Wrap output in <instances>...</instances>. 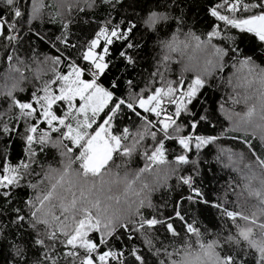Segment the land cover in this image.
Wrapping results in <instances>:
<instances>
[{"label": "snow or ice", "instance_id": "obj_1", "mask_svg": "<svg viewBox=\"0 0 264 264\" xmlns=\"http://www.w3.org/2000/svg\"><path fill=\"white\" fill-rule=\"evenodd\" d=\"M178 2L179 0H173L174 4ZM100 3L115 5L119 0H100ZM3 4L10 10V15L0 13V37L10 44L19 39L18 21L24 13L20 0H3ZM43 6L42 0H37V4L32 6V19L39 17ZM67 10H72L70 4ZM208 12L215 18V22L211 30L204 34V38L188 31L184 33L185 39L180 40L178 36L183 31L184 21L182 17H176L179 21L178 32L165 44L169 54L163 57V67H157L142 88L134 78L123 81L126 85L123 95L118 94L120 79L116 75L108 81L107 86L103 79L110 72H121L118 64L123 65L125 74L127 69L137 65L141 45L133 35L136 24L110 19L97 27L90 41L79 46L72 43L67 32L52 37L36 34V39L41 42L47 39L49 46L57 54L44 56L42 62L36 59L38 65H49L50 62L48 70L52 74L51 79L34 87L27 100H21L16 95L17 91H25L19 86V82L13 84L6 93L8 108L0 110V140L11 141L14 137H19L27 148V155L13 163L11 145L0 144V241L4 240L6 231H11V244L14 247L17 240H24L29 247L40 249V264H60L61 259L69 258L72 264H128L126 257L135 264H146L139 248L129 247L124 251L114 248L110 241L120 231H126L131 239L137 235L144 236L146 229L155 232L160 227L171 236H178L174 220L183 224L186 233L198 237L196 221L186 219L187 210L182 207L189 202L192 206L215 208L232 221L241 218L239 213L226 208L216 196L206 194L197 182L199 161L194 158L201 149L220 139L218 135H205L201 132L205 122L212 125V119L211 113L201 104L200 97L209 83L208 78L225 70L226 58L231 60L236 56L240 52V44L251 39L259 41L257 46L264 49V0H213ZM171 19L173 17L167 12L153 11L143 23L154 29ZM61 26L64 27L63 23ZM217 38L218 43H213ZM225 41L230 43L219 46ZM193 43L195 50L208 53L203 63L195 56L190 57L178 78L169 79L168 65L172 60L170 53L181 52L182 47L186 49ZM61 45L64 51L73 47L78 55L68 59L63 56ZM251 51L255 52L256 46ZM240 54L245 57L243 60L237 58L235 65H227L236 69L233 73L236 78L235 87H243L245 83L251 84L255 80H259L264 86V64L256 63L245 52ZM12 59V55H9L8 60ZM41 71L42 68L37 69L38 80ZM186 73H192V78L185 79ZM23 78L22 75L21 79ZM228 83H232V78H229ZM237 97L233 100L234 104L241 100L247 103L249 99L238 93ZM198 105L200 112L197 111ZM127 110L141 121L135 131L119 126V117ZM256 114V106L252 105L243 119L251 122ZM231 117L232 114H229L228 119ZM260 118L264 120V97L261 99ZM248 135L245 133V137ZM251 137L256 138V133L253 132ZM260 139L264 141V129H261ZM244 143L251 152L252 145L248 138L244 139ZM169 144L178 146L179 152H175ZM49 147L62 148L60 155L67 157V163L55 182L50 183L48 190L35 197V203L33 197L25 202L26 208L33 209L26 214L24 209L14 207L15 191L21 187L33 190L38 187L30 181L25 182V177L33 174L32 167L37 163L38 155ZM138 151L148 162L140 169L141 173L150 171L153 165L168 163L170 154L177 170L188 166L184 169L188 174L182 173L176 177L178 184L187 188L188 195L176 202L173 216L167 219L158 213L145 216L141 211L144 207V201L141 200L137 208V220L133 223H121L117 228L113 221L102 218L101 214L105 209L101 207V201L91 200L83 185L78 187L71 176L75 175L85 181L89 177L102 180L105 169L115 156L131 158ZM222 151H227L231 160V151ZM259 163L264 165V159H260ZM74 165L78 167L74 168ZM57 171L50 168L51 173ZM44 179L51 181L52 177L45 174ZM57 186L64 187L68 196L57 200ZM94 187L95 183L89 187L90 191ZM45 204L50 205L45 216H51L57 228L42 237L35 225L48 224L47 219L37 218V212ZM148 208H152L150 202ZM5 212L12 213L7 224L4 223ZM251 222L264 228V223H257L255 220ZM25 224L27 228L24 227ZM93 233L96 234L95 238ZM49 242H58L65 250L58 252L56 248L49 247ZM145 243H148L146 237ZM209 246L211 247V243ZM2 258L3 249L0 247V259ZM224 259L225 264H239L233 255H226ZM28 260L27 251L21 248L15 256H10L8 264H17L18 261L19 264H28Z\"/></svg>", "mask_w": 264, "mask_h": 264}, {"label": "trees", "instance_id": "obj_2", "mask_svg": "<svg viewBox=\"0 0 264 264\" xmlns=\"http://www.w3.org/2000/svg\"><path fill=\"white\" fill-rule=\"evenodd\" d=\"M35 2L37 0H20L21 10L24 15L18 21L20 25L18 29L19 39L9 44L3 37H0V110L8 108V96L6 93L12 87L9 85L8 88L3 82V74L7 71L11 75L13 71L11 65L13 64H16L20 68L22 64L18 63L19 59H25V62L29 63L28 65L31 68L28 71L27 80H24L19 85L25 91L22 93L16 92L17 97L21 100H27L33 88L41 86V82L35 83V80H38L36 78L38 68H42V73L47 72L44 81L52 78V74L48 70L50 62L49 65H43L42 63L38 65L36 59L38 58L42 62L44 56H55L57 53L49 46L47 39H44L43 42L36 39V34H43V37H52L58 36L62 32H67L68 38L72 43L79 46L86 41H90L97 27L104 25L110 19L112 21L117 19L130 21L136 24L137 28L133 35L135 40L139 41L141 45L138 51L137 65L127 69V74H125L123 65L118 64V67L122 71L119 73L115 71L110 72L103 79V83L107 86L108 81L112 79L113 75H116L120 79L118 94L123 95L126 88L123 81L134 78L138 86L142 88L155 69L163 67L161 63L163 58L161 59V57L162 55L164 57L168 52H165L162 47L165 41L170 40L178 32L177 25L179 21L175 19L176 17H182L184 21L182 32L192 31L197 35H201L202 38H204L205 33L211 30L215 22V18L211 17L208 12V8L213 0H179L175 4L173 0H119V3L115 5H102L100 0H65L60 2L63 11L56 0H42L44 6L41 9L39 17L32 19L31 8ZM69 4L72 6L71 11L67 10ZM153 11L167 12L173 19L164 22L163 25H157L153 29L143 23ZM0 13H3L5 16L10 15V10L3 4V0L0 1ZM62 23L64 25L63 28L61 26ZM69 29L70 32L68 31ZM238 31L235 30V32ZM218 40L219 38L215 42L218 43ZM13 42H17L19 46L13 44ZM228 43L230 41H225L224 44L219 46L223 47ZM258 44L259 41H252L251 39L240 44V52H237L236 56L231 60H227L226 58L225 70L217 72L214 76L208 78L209 83L202 90L203 95L200 97V100L201 104L211 113L212 125L209 126L205 122L201 128V132L205 135H218L220 139L215 144L201 149L198 156L194 158L199 161L197 167L200 171L197 182L205 193L216 196L219 201L224 203L226 208L239 213L241 218L232 221L227 219L223 214L218 213L215 208L203 205L192 206L190 202L184 203L182 207L187 210L185 214L186 219L192 218V220H195L196 226L199 228L198 237L186 233L183 224L178 220H174L173 223L179 233L178 236H171L163 227H160L155 232H149L146 229L144 236L137 235L131 239L128 238L126 231H120L117 237L110 241V244L114 248L124 251H127L129 247L139 248L145 258L146 264H180L181 261H185V257H189V253H201L206 245L217 241V244L220 245V252L223 258L226 255H233V258L238 260L239 264H257L254 252L249 250L242 237L238 236L236 227L241 223L258 227L256 223L251 222L252 220L257 221V223H264V218L256 219L257 216H261L260 208L262 207V203H251L253 199L250 197V194L247 197L246 195L243 197L251 189L264 187V165L259 163L260 159H264V141L260 139L261 129H264V120L260 118L261 104H254L252 98L247 103L241 100L238 104H234L233 100L234 98H238L237 93L243 97L247 96L248 93L255 92L260 93L264 97V93L261 92L264 86L261 83L257 85L245 83L243 87L232 89V83H228L229 78H232V67L227 65H235L237 58L243 60L245 57L241 56V52L252 56L256 63L264 64V49L258 47ZM254 46H256V51L252 52L251 49ZM17 49L19 51H16ZM61 52L68 59H73L78 55L73 47H69L67 51H64L63 45H61ZM183 53H189V50ZM9 55L13 57L11 61L8 60ZM180 57L181 55L178 59V65H175V62L168 66L170 69L168 72L169 79L175 80L180 75L182 62ZM23 71L25 70L21 69V72ZM192 76V73H186L185 79H190ZM252 105L256 106L257 114L251 122H247L243 118L248 108ZM197 111L200 112L199 105ZM229 114H232L231 119H228ZM12 115H15V110H13ZM118 123L120 127H129L135 131V127L141 121L130 110H127L119 117ZM253 132L256 133V138L251 137ZM245 133L249 135L245 137ZM245 138H248L249 143L252 145L251 152L244 143ZM0 144L11 145V160L13 163L23 159L27 155L25 143L19 137H14L11 141L7 139L0 140ZM168 146L175 152H179L178 146L174 144H169ZM222 150H230L232 158L243 157V167L240 169L241 172L239 174L230 168L227 169L222 162L220 164V152H223L226 158L229 156L227 151ZM55 156L56 154L51 147L45 148L44 152L38 155L37 163L32 167L33 174L25 177V182L30 181L33 184H37L38 187L35 190L28 187H21L16 190L14 207L24 209L26 214L33 210L26 208L25 202L30 197H33L35 203V197L48 190L50 183L47 179H45L47 186L43 188L37 181L40 178H44L45 174H47L45 173V168L49 166L51 160L55 159ZM221 158L223 159L222 156ZM121 163H123V168L127 170L139 171L137 181H139L140 186L135 185L139 191H143L141 181H144L142 183L145 185L150 180L152 182L151 177H155L158 172L166 171L165 174H169L167 180L159 183L157 190L152 193L150 199H142L144 207L141 211L145 216L158 213L165 219L172 217L176 202L188 195L187 188L179 185L176 180V177L182 173L188 174L184 171L188 166H183V168L177 170L173 162V156L170 154L168 156V163L153 165L150 171L141 173L140 169L144 168L148 162L138 151L131 158L119 155L115 156L109 163V168ZM249 169L260 174L256 178L258 187L253 185V180L248 179L247 173ZM241 174L244 175L241 177ZM95 179L96 177H89L91 182H94ZM149 202L152 205L151 209L148 208ZM139 205L132 202V210H136L137 212ZM5 207L7 208V205ZM5 217L4 223L7 224L8 219L12 217V213L5 212ZM37 218L40 220L47 219L48 221V224L40 223L35 225L36 231L42 237L48 232L56 230L57 224L50 223L48 218L42 215L41 211L37 212ZM244 218L246 220H243ZM136 220L137 213L131 220H123L116 227L118 228L121 223H133ZM24 227L27 228V224ZM261 229L264 230V228ZM92 235L95 238L96 234L93 233ZM145 237L148 243H145ZM12 238L13 233L6 231L4 240L0 241V247L3 249V258L0 259V264H8L10 256H15L17 252L21 251V248L27 251V256L29 257L28 264H40L42 253L39 248L29 247L28 242L24 240H17L14 247L11 244ZM49 247L56 248L58 252L65 250L58 242H49ZM186 249L188 250L187 252ZM22 256L23 253H21ZM126 260L128 264H135L128 257H126ZM17 264H19V261ZM60 264H72V261L70 258L61 259Z\"/></svg>", "mask_w": 264, "mask_h": 264}, {"label": "rangeland", "instance_id": "obj_3", "mask_svg": "<svg viewBox=\"0 0 264 264\" xmlns=\"http://www.w3.org/2000/svg\"><path fill=\"white\" fill-rule=\"evenodd\" d=\"M61 1H65V0H56L58 5H60ZM36 4L37 2L34 3V5ZM60 8L63 11L62 5H60ZM31 14H32V8H31ZM184 33H187V32L179 33L178 38L180 40L185 39ZM171 39L168 41H165L163 44L162 48L165 52H168L167 48L165 47V44L171 41ZM213 43H216L215 40L213 41ZM13 44L19 46L17 42H13ZM186 50H189V53H183ZM16 51H19V49H17ZM170 55L172 57V60L169 62L168 66H170L171 64L175 62H176L175 65H178L179 64L178 59H179V56L181 55L180 59L182 61L181 62V70H182L184 65L189 62L190 57H193V56L197 57L200 63L202 64L203 60L206 58L208 53L204 51L195 50L194 43H193L192 46L186 49L182 47L181 52H172L170 53ZM162 58H163V55L161 59ZM25 61H26L25 59L18 60V63L22 64L20 68L16 64L11 65L13 68L11 75L7 71L3 74V82L7 85L8 88H9V85L12 86L13 84L17 82H19V85H20L23 83L24 80H27L28 71L31 70V68L28 65L29 63H26ZM21 69L25 70L23 71L24 73L21 72ZM235 71H236L235 67H232L231 74H232V78H234L232 80V86H231L232 89H234L235 84H236V78L233 77V73ZM22 75L24 77L23 79H21ZM46 75H47V72H44V73L40 72V78L39 80H35V83L41 82L42 84L44 82V78ZM252 83L254 85H257L260 82L259 80H255ZM235 88H240V87H235ZM261 92L264 93V89ZM247 97L249 98L248 100L252 98L253 99L252 102L254 104H261L262 95L260 93L251 92L247 94ZM52 149L54 150V153L56 154L55 159L51 160V162L49 163V166L45 168V173H47L49 176L52 177L51 181L48 180L49 183L55 182V179L58 178V175L63 172L64 164L67 163V157L60 155V152L63 151L62 148L61 149L52 148ZM220 154H221L219 155L220 164L222 162L227 169L230 168L232 171H235L238 174L239 172H241L240 169H242L243 167V164H242L243 157L231 158V160H229V156L226 158L223 152L222 153L220 152ZM221 156L223 157V159L221 158ZM73 167L76 168L78 166L74 165ZM50 168L57 169L58 171L56 173H51ZM165 172L166 171L158 172L155 177H151L152 182L150 180L148 181V184L147 183L145 184L147 185V187H145V185L142 183L144 181H141V186L143 188V191H139L136 188V186H140L139 181H137L139 171L127 170L126 168H123V163L119 165H113L110 168L108 165L107 168L105 169L102 180L100 178H96L94 182H91L88 178L87 181H85L83 180V178L76 177L75 175H72L71 179L77 183L78 187L80 185L90 187L93 183H95V187L92 189V191L97 194L100 200H103L106 198L115 203H117L118 201L117 204H120L123 198V202L126 203L129 209V213L126 218L113 221L114 226L116 227L123 220H131V218L137 213L136 210H132L131 208L132 202L140 204V201L143 198H145V200L150 199L152 193L157 190L159 183L169 178V174L167 173L165 174ZM243 175L244 174H241V177ZM259 175H260L259 173L250 171V169L247 173L248 179L253 180V185L255 187H258L256 183V178ZM41 181L43 182L41 183ZM150 182L151 184H149ZM37 183L42 188L47 186L46 180L44 178H40L37 181ZM249 194H250V197L253 199L251 203H255V202L262 203V207L260 208L261 216H257L256 219L264 218V187L262 188L258 187L255 189H251L249 192H246L243 195V197L245 195L247 197ZM53 203H56V201H53ZM243 220H246V218H244ZM236 231H237L238 236H241L242 239L245 241L247 248L251 250L252 252H254L256 259H257V264H264V230L256 226H251V225L241 223L237 225ZM209 245L210 244L206 245L201 253L199 252L196 254L195 260L191 259V257L189 256L188 259H185L183 264H225V259L223 258V255L220 252V245L217 244V241L211 242V247Z\"/></svg>", "mask_w": 264, "mask_h": 264}, {"label": "clouds", "instance_id": "obj_4", "mask_svg": "<svg viewBox=\"0 0 264 264\" xmlns=\"http://www.w3.org/2000/svg\"><path fill=\"white\" fill-rule=\"evenodd\" d=\"M83 188H84V191L89 194L91 200H93V201L96 199L100 200V198L97 196L96 193H94L92 190L90 191V188L88 186H83ZM133 194H135V193H133ZM55 195H56L57 200H62L66 196H68V193L65 191L64 187L57 186V190H56ZM100 201H101V207L103 209H105V211L101 214L103 219L111 220V221H117V220H121L123 218H126L128 216L129 209H128L126 203L123 202V198H122V202L120 204L112 202L111 200H108L106 198L103 200H100ZM49 210H50V205L45 204L44 208L41 209L42 215L45 216V214ZM46 217L48 218L50 223H56L55 221L52 220L51 216H46ZM187 251L188 250L186 249V252ZM189 256L193 260L196 259V254L194 252L189 253ZM185 259H188V257H185ZM180 264H183V261H181Z\"/></svg>", "mask_w": 264, "mask_h": 264}]
</instances>
